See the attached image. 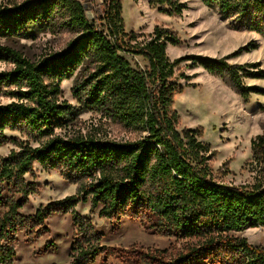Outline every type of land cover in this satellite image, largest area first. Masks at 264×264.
<instances>
[{
    "label": "trees",
    "instance_id": "trees-1",
    "mask_svg": "<svg viewBox=\"0 0 264 264\" xmlns=\"http://www.w3.org/2000/svg\"><path fill=\"white\" fill-rule=\"evenodd\" d=\"M218 9L236 30L264 35V0H201ZM160 11L179 16V0H150ZM103 27L88 16L82 0H0V39L35 36L67 29L76 33L62 51L31 61L20 51L0 44V61L12 64L0 71V146H14L0 158V264H13L20 232L29 240L49 232L52 214L71 213L77 226L70 264H93L106 250L91 219L76 207L89 203L90 212L119 222L130 217L144 222L155 234L192 241L186 252L172 257L167 251H125L131 264H264V247L254 246L238 233L264 228V136L251 140L256 175L253 183L235 185L217 179L210 161L214 152L204 142L201 128H177L174 96L182 86L173 83L182 59L171 61L167 45L180 37L157 26L147 39L126 32L120 0H106ZM251 44L221 57L192 56L187 60L208 73L227 77L245 100L264 89L244 84L262 79L258 62L232 64L229 59ZM121 52L141 56L144 68ZM80 78L72 94L77 106L61 102L60 84ZM187 80L190 76L181 74ZM195 85V83H188ZM2 98H9L7 103ZM92 111L144 135L117 141L91 134L60 135L77 115ZM21 137H8L6 131ZM30 139L37 142L31 144ZM35 164L56 169L77 191L41 205L34 214L21 213L40 190L34 182ZM53 247V245L46 248Z\"/></svg>",
    "mask_w": 264,
    "mask_h": 264
},
{
    "label": "rangeland",
    "instance_id": "rangeland-1",
    "mask_svg": "<svg viewBox=\"0 0 264 264\" xmlns=\"http://www.w3.org/2000/svg\"><path fill=\"white\" fill-rule=\"evenodd\" d=\"M23 2L25 0H2ZM87 14L99 27L106 23L103 20L106 11V0H82ZM121 14L126 32L134 31L139 41L147 39L154 29L169 28L180 37L178 45L168 44L166 51L171 61L182 59L176 67L172 82L182 86V91L174 96L173 110L178 113L177 128H201V139L211 145L214 155L210 165L217 179L235 185L253 183L256 175L251 140L257 135L264 136V94L252 93L248 100L238 94L236 88L227 77L208 73L202 66H193L187 60L192 56L221 58L251 44L249 50H242L229 59L232 64L258 62L264 69V35L248 30H236L230 21L222 16L218 9L207 7L201 0H179L183 6L181 15L170 16L160 11L158 5L150 0H120ZM105 30L106 27H103ZM76 33L59 29L55 32L44 31L29 38L12 37L0 39V44L20 51L31 61H38L51 52L65 49ZM132 63L144 68L147 61L141 56L121 52ZM12 64L0 61V71L9 70ZM190 76V80L180 77ZM80 78L74 75L60 84V101L77 106L72 94L73 86ZM195 83V85H188ZM244 84L264 89V78H244ZM3 103L10 101L2 98ZM60 135L91 134L117 141H132L144 135L140 131L126 128L119 123L107 120L101 113L86 111L77 115L72 124L62 130ZM10 137L26 139L19 131H6ZM31 144L38 143L30 139ZM14 148L11 142L0 146V158L9 154ZM35 176L27 180L40 186L29 203L21 210L29 216L41 205L63 199L76 193L79 183L67 181L62 172L56 169H44L35 164ZM76 211L83 217L91 219L97 234L102 236L101 243L106 250L93 264H131L125 260V251L131 249L148 253L152 250L167 251V255L175 257L186 252L192 244L189 240L178 239L168 234H155L148 229L149 218L141 215L144 222L130 217L121 221H110L90 212L89 203H80ZM49 232L39 237L28 236L20 232L16 243V257L13 264H70L73 253V240L77 226L73 223L71 213L52 214L46 220ZM246 237L254 246L264 247V228H249L238 233ZM190 244V245H189ZM46 245L53 247L46 248Z\"/></svg>",
    "mask_w": 264,
    "mask_h": 264
},
{
    "label": "water",
    "instance_id": "water-1",
    "mask_svg": "<svg viewBox=\"0 0 264 264\" xmlns=\"http://www.w3.org/2000/svg\"><path fill=\"white\" fill-rule=\"evenodd\" d=\"M85 9H86V5H84ZM88 16L91 17V14L88 13Z\"/></svg>",
    "mask_w": 264,
    "mask_h": 264
}]
</instances>
